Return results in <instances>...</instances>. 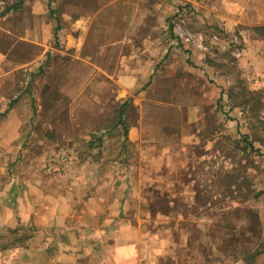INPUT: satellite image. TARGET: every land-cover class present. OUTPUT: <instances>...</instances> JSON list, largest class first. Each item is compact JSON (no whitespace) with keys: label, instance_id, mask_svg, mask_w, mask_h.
<instances>
[{"label":"crops","instance_id":"obj_1","mask_svg":"<svg viewBox=\"0 0 264 264\" xmlns=\"http://www.w3.org/2000/svg\"><path fill=\"white\" fill-rule=\"evenodd\" d=\"M4 2L0 1V38L23 41L30 49L24 68L31 91L38 94L35 102L23 96L0 120V150L9 157L35 156L40 151L34 147L47 141L31 129L36 122L29 117L32 103L39 111L44 107L39 88L46 87L55 97L49 108L57 118L43 124L55 135H61L66 125L63 110L71 107L73 138L95 140L105 158L109 157L105 147L115 140L122 143L115 155L126 158L129 145L137 148L140 157L155 154L141 148L143 144L172 145L175 133L188 128V73L203 72L175 40L163 45L164 27L169 31V17L179 5L194 8L206 28L241 35L248 76L260 69L259 61L264 59V0ZM151 13L158 14L162 35L145 48ZM6 18L8 29L1 26ZM64 98L72 103L62 104ZM100 162L90 167L76 166L75 161L60 177L45 176L33 162L22 168L4 166L14 173L2 175L0 163V264H113L114 260L121 264L137 252L134 241L133 250L123 246L124 241H116L114 249L108 247L117 235L111 229L121 230L113 225L121 203L113 212L111 200L99 189L105 174L116 170L108 161ZM67 179L72 183L67 184ZM78 189L91 192L88 201L77 197Z\"/></svg>","mask_w":264,"mask_h":264},{"label":"rangeland","instance_id":"obj_2","mask_svg":"<svg viewBox=\"0 0 264 264\" xmlns=\"http://www.w3.org/2000/svg\"><path fill=\"white\" fill-rule=\"evenodd\" d=\"M179 7L169 17V31L164 27L167 35L163 45L175 40L203 72L188 73V128L175 133L172 145L154 148L143 144L145 151L154 150L152 157H140L137 148L129 145L130 156L126 158L115 155L122 145L115 140L105 147L109 156L105 158L102 145L95 140L73 138L71 107L63 110L66 125H62L61 135L46 128L44 121L51 123L57 118L49 108L55 97L48 87L39 88L44 107L39 111L32 103L29 117L36 122L31 129L47 141L41 148L38 144L34 147L40 152L32 157H9L3 155L7 151L0 150L2 175L14 173L6 171L9 165L22 168L33 162L45 176L60 177L75 161L76 166L95 167L102 158L116 170L107 172L98 187L111 200L113 212H118L121 203L119 219L113 222L114 228L121 226V230L111 229L112 235H117L108 247L114 249L116 241H124L123 246L133 250L132 242L136 243L137 252L128 254L121 264H248L257 247L263 252L253 264H264V59L259 61L260 69L248 76L242 62L245 47L241 35L206 28L189 4L188 8ZM157 15L151 13L146 24L145 48L162 35ZM1 26L8 29V18ZM231 36L239 40L236 48L224 44ZM234 49L241 52L239 58L232 55ZM27 51L30 49L23 41L0 38V120L26 94L34 102L37 98L24 68ZM131 64L126 63L132 69ZM60 102L72 103L66 98ZM249 142L257 151L246 148ZM54 155H64L65 161L48 171L47 162ZM59 164L63 165L60 170ZM67 180V184L72 183ZM78 192L81 195L77 197L88 201L89 190ZM237 210L243 212L240 219L234 216ZM252 211L258 215L259 237ZM241 226L250 228L246 232Z\"/></svg>","mask_w":264,"mask_h":264},{"label":"trees","instance_id":"obj_3","mask_svg":"<svg viewBox=\"0 0 264 264\" xmlns=\"http://www.w3.org/2000/svg\"><path fill=\"white\" fill-rule=\"evenodd\" d=\"M124 136H126V134H124ZM246 148L249 151H257V150H255L253 148V146H252V144L250 142L248 143ZM246 148L244 147V150H246ZM252 213H253V215H254L253 217H254V219L256 221V225L254 226V230L256 231L257 236L259 237L260 236V224H259V221H258V215H257V212H255V211H252ZM242 215H243V212L237 210L236 215H234V216H237L240 219V217H242ZM249 228H250V226H248V227L241 226L242 231H246L247 232L249 230ZM232 241H234V240H232ZM262 252H263V250L261 248L257 247L254 250L253 254H251L249 256L250 258H249V261L247 263L248 264H253V262L261 255Z\"/></svg>","mask_w":264,"mask_h":264},{"label":"built area","instance_id":"obj_4","mask_svg":"<svg viewBox=\"0 0 264 264\" xmlns=\"http://www.w3.org/2000/svg\"><path fill=\"white\" fill-rule=\"evenodd\" d=\"M214 39L216 40L217 38L214 37ZM239 43V40L236 36H231L230 37V40L224 44H227L228 46H231V47H234L236 48V46L238 45ZM232 55L236 58H239L241 56V52L238 51L237 49H234L233 52H232ZM65 161V156L64 155H54V156H51L49 157V161L47 162L48 164V171H51L52 168H56V166H54L55 164H58V163H64ZM63 165L62 164H59V170L62 169ZM57 170V169H55Z\"/></svg>","mask_w":264,"mask_h":264}]
</instances>
